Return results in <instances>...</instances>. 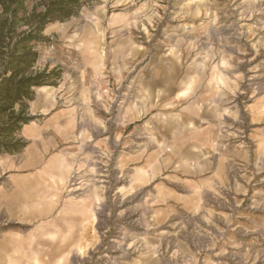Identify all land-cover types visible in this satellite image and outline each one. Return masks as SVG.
<instances>
[{
	"label": "rangeland",
	"instance_id": "1",
	"mask_svg": "<svg viewBox=\"0 0 264 264\" xmlns=\"http://www.w3.org/2000/svg\"><path fill=\"white\" fill-rule=\"evenodd\" d=\"M43 34L0 264H264V0H89Z\"/></svg>",
	"mask_w": 264,
	"mask_h": 264
},
{
	"label": "trees",
	"instance_id": "2",
	"mask_svg": "<svg viewBox=\"0 0 264 264\" xmlns=\"http://www.w3.org/2000/svg\"><path fill=\"white\" fill-rule=\"evenodd\" d=\"M89 0H0V153H17L27 142L19 136L29 113L34 87L55 85L60 72L36 68V46L52 22L76 16Z\"/></svg>",
	"mask_w": 264,
	"mask_h": 264
},
{
	"label": "bare ground",
	"instance_id": "3",
	"mask_svg": "<svg viewBox=\"0 0 264 264\" xmlns=\"http://www.w3.org/2000/svg\"><path fill=\"white\" fill-rule=\"evenodd\" d=\"M34 196V195H33ZM43 197V196H42Z\"/></svg>",
	"mask_w": 264,
	"mask_h": 264
}]
</instances>
